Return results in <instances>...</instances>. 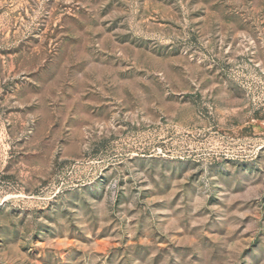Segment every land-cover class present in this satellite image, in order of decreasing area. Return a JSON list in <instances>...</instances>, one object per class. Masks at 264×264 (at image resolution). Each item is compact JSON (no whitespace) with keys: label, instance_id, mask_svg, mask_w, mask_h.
<instances>
[{"label":"rangeland","instance_id":"1","mask_svg":"<svg viewBox=\"0 0 264 264\" xmlns=\"http://www.w3.org/2000/svg\"><path fill=\"white\" fill-rule=\"evenodd\" d=\"M0 264H264V0H0Z\"/></svg>","mask_w":264,"mask_h":264}]
</instances>
